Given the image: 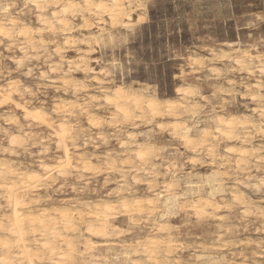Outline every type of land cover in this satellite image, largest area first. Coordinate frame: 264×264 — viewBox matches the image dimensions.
<instances>
[{"label":"rangeland","instance_id":"obj_1","mask_svg":"<svg viewBox=\"0 0 264 264\" xmlns=\"http://www.w3.org/2000/svg\"><path fill=\"white\" fill-rule=\"evenodd\" d=\"M33 1L34 0H26V1L25 0H0V20H1L0 24H2L8 32L10 31L11 33L13 31L11 33L12 35L10 34L6 37L5 35H2V36L0 35V55H1L0 56V73H1L0 74L1 76L0 77V89H2V91L6 93L9 91H12L13 97L16 101H20L23 104L25 102V105L29 107L32 106L31 108L33 109H39L40 107V110H42L45 113V116L49 118V120L53 123L54 125L52 127L53 129L57 128L56 124L59 123L60 121L66 123V125L70 124L67 127H70V129L68 128L70 134L72 131V134L70 135L71 136L70 140L71 142L73 141L72 145H73V149L75 150L73 154L74 164L76 166H78L79 164V166L81 167L82 163H79L78 161H79V158L83 157L84 160H86L89 164H93L92 166L90 165L92 169L90 168L89 172H91L95 176L93 175V177L90 178L89 177L90 173L84 174V172L82 173L81 170L80 171L78 170L80 169L79 166H78L79 168L76 169V171L74 170V168H71L72 170L69 169L68 172L69 171L70 172L66 173V174H69L68 180L65 181L62 179H58L55 181L56 183L54 182L51 185H48V187H44L43 189L38 190L42 196L40 195V193H38V191H35V193L34 191L29 192L27 194V196H30L29 199L32 200V196H34L36 201L37 202L39 201V202L38 203L36 202V204H33L35 203V201H33L35 199L31 201L26 196V201L27 200L29 202L31 201L30 203L31 205L29 204L28 206V207L31 206V208L27 209L26 211L29 212L30 210H32V207H33L32 212L34 214L39 213L40 211L45 210V209L49 212H55V210H58L59 208L62 209L63 207V209L70 208V210L83 209V213L86 214L89 211V208L85 207L86 204H88L89 207L93 209L98 204L102 205L104 202H110V203H113L114 205L118 203L116 210L120 212L121 207L119 206L120 205L119 201L123 199L129 202H132L138 199L141 202L143 200V203H145L146 201V203L144 204L146 208L145 210L146 213L144 211L145 214L139 213V215L140 214L141 215L138 216L137 212H136L137 214L133 212L131 214L130 213L121 214L122 212L118 213L117 214L118 217L113 218V225H114L113 227L116 229V231L110 232L108 236H104V237L97 236L96 237V236H91V234L89 235V233L87 234L84 228L86 220H88L86 216H85L86 219L83 223H81L82 221L81 222L79 221L81 225L83 224L82 226L79 225L78 220L76 221L77 223L76 227L78 228L76 230L77 233L76 231H74L75 234H73V231H69L71 232L70 234L68 231H67L68 233L65 232V230L62 229L60 226V230L61 231L64 230V233H66L65 234L66 236L70 235L69 238H71L72 241L74 238H76L75 239L76 241L74 240L73 242H74V247L76 245L75 253L77 251L78 254L77 253L73 254L74 251L72 252V254L71 253L67 254L66 255L67 264H71V263L76 264L75 261H77V264H80V263L85 264L86 262H87L86 264H91V263L93 264H116L117 262L118 264H122L123 262L124 264H129V263L134 264L133 262L134 259H135V263L138 261V263L140 264H142L143 262L144 264L145 263L149 264L152 262H153L152 264H157L159 262L160 264H166V263L176 264L178 262H179L178 264H186V263L187 264L188 263L189 264H194V263L195 264H216V263L217 264H227V263L228 264H243V263L244 264L246 263L247 264H256V263L264 264V251H263L264 250V226H263L264 225V212H263L264 211V187H263L264 186V182H263L264 181V144H263L264 143L263 142L264 141V113H262L263 108H264V89H263L264 88V65H263L264 64V59H263L264 58V0H124V1L119 0L120 3L122 4L123 11L116 18H113L108 12L107 13L104 12V14L96 13V11L92 9V7L88 6L86 4V1L84 0H78V1L77 0H66V1L57 0V3H54V2L52 3L51 0L49 2L43 1V0H39L38 2H35V1L33 2ZM90 1H93V0H90ZM103 2L107 3L108 5L110 3L107 0H103ZM64 3H66L67 5L70 4L72 6H70L67 15L63 17L64 20L66 21L62 20L63 23L65 24L68 23V24L64 25L63 23H61L60 25L57 21L54 20L53 13L54 12L59 13ZM36 5L37 6L40 5V6L37 8ZM20 8H22L23 10ZM81 14H82V17H81ZM68 16H70L69 19L66 18ZM2 18H4L5 20ZM41 18L44 20H46L47 18H48L47 20L50 19V21L52 22L51 23L52 25L47 26L43 22V20H41ZM85 19L87 20V22ZM116 19L118 22L116 21ZM119 19L121 20L123 19L122 22ZM101 20H103V22ZM113 20H114V24L112 23ZM15 21H17L16 23L18 24H16ZM11 22L12 23L14 22V24L16 25L11 24ZM53 24H55V26ZM33 25L36 27H34ZM13 28H15L16 30H14ZM68 28L71 30V33ZM86 28H89V29H86ZM10 29L11 30L13 29V30L11 31ZM22 29L23 31H28L31 37L25 38L24 36L19 35L22 32ZM52 29H53V32H52ZM66 31L67 33H65ZM58 33H60V35ZM86 36H88L87 38L89 39V41L86 38ZM66 41L68 42L66 43ZM87 44H90V46ZM71 46L73 48H71ZM67 47H70V49L69 48L67 49ZM56 49H61L65 52L61 50H56ZM90 49L93 50V51L91 50L92 53H90L91 52ZM50 54L51 56H49ZM84 54H85V57H83ZM26 57L27 58L30 57L28 59L29 61L25 60ZM18 59H21L23 61L21 62V60H18ZM81 59H84V60L81 61ZM15 60L17 61L15 62ZM86 60L87 62L89 61L88 65H87ZM76 61L78 62L76 63ZM20 62L23 64L22 66ZM62 63H63V70H62ZM90 63L91 65H89ZM28 67L31 69L30 71ZM87 68L89 69L88 71H87ZM77 69L78 70L80 69V71H78ZM69 70H71L70 72L71 74L69 73ZM26 71H29V72H26ZM65 73H66V76H65ZM16 77L18 78L16 79ZM8 79L12 80V82L9 81ZM13 81H15V83H13ZM78 81L79 83H77ZM83 82L84 84L85 83L87 84L83 85ZM82 86L86 87L87 90L84 87L82 88ZM26 87H28V89ZM120 87H123V89L127 91L128 94L130 95L131 93H133L134 96L141 97L144 103L148 101H153V100L158 101L159 100L158 101L159 103L165 104L166 99L167 100L173 99L172 101H176L180 103V105L178 106V109L176 108L177 115L173 116V115H168L164 113L163 114L164 116L155 115L156 117H154L151 113H149V111L148 112L146 111L143 114V112L141 113L140 110L136 109L133 105H131L130 106L131 115L127 118L121 117V115H118L116 113L114 106L112 107V105L107 104L105 102L106 95L113 93L114 89L120 88ZM22 89H24V91ZM76 89L80 92H77ZM13 90L15 92H13ZM26 90L28 92H25ZM30 90L32 92V95L29 93ZM85 93L86 94L88 93V94L85 95ZM22 94H23V97H22ZM233 95H234V98H233ZM251 96H254V97L256 96V97L252 99ZM100 98H103V99L99 100ZM1 99H2V96H0V101ZM78 99H80L79 100L80 102L78 101ZM68 100H70L69 103H68ZM78 103H80V106L81 105L83 106L80 107ZM0 104H1L0 105V124H1L0 125V141H1L0 146L2 145L0 147V150H3V152L2 151L0 152V166L1 165H7L11 167L13 166L14 168L13 167L12 168L13 169L16 168L17 171L18 170L19 171L20 170L35 171L36 169V171L40 170L41 172L42 165L44 164L54 165L59 159V157H61L63 154L56 146V138L54 136L53 129L48 127L47 125L44 126V124L41 125L40 123H35V122L30 123L31 120L30 119L27 120V118L25 119L22 111L16 108L13 102H6V103L0 102ZM85 104H88L90 107ZM91 105H94V107ZM91 107L92 109L93 108L94 109L92 110ZM65 109H71L73 111L68 113L69 114L68 116H64V112L62 111ZM12 110L14 113L12 112ZM189 110L193 113H191ZM142 114L144 117H142ZM190 114L192 116H190ZM215 114L217 115L215 116ZM258 114H261V115H258ZM131 116H133L134 118H132ZM220 116L222 118L230 117V118H235L237 120H240L239 118H241V121L245 123L246 129L239 128L236 132V134L238 133L235 136L236 138L234 137L233 140L231 139V140L224 141V138L220 136L218 133H216L215 124L217 123L216 120L218 118H221ZM90 117H95L94 119L100 123H97V126H93L89 122ZM188 117H191V119ZM207 117H209L210 119ZM10 118L11 119L13 118V120H10ZM65 118L67 121L63 120ZM140 118L141 119L143 118L144 120L143 119L141 120ZM214 118L216 119L215 121H214ZM178 120L182 122H179ZM149 121L150 122L152 121V122L150 123ZM169 121H171L172 123ZM101 122H103V124ZM157 122L160 125H158ZM187 122L188 124H186ZM193 122H194V125H192ZM179 124L181 125V128ZM21 125H23V127H21ZM2 126H5V127H2ZM40 126L42 127L40 128ZM162 126H164L165 128H163ZM173 127L176 128V130ZM185 128L191 129L189 130V132L191 133L188 132V134H190L189 135L190 140L194 141V142L191 141L192 143L189 145L186 144L184 140L182 141L180 136L177 135L179 134L181 130L182 131L180 133L182 134ZM160 129H163V130H160ZM98 131L101 133H99ZM175 131H176V134H175ZM206 131L210 132V134H207L209 135V138L206 136V141H204L203 144H201L203 141V135ZM15 133L18 134V136L20 135V139H21L19 142V144L21 143L20 146H18V143L16 145H10L9 143V138L12 136V134L15 135ZM137 134L139 135V137ZM239 137L240 138L243 137V138L240 139ZM207 138L209 140H207ZM214 139H215V143H214ZM127 140H128V143H127ZM26 143L29 145H27ZM125 143L128 144L129 146L126 145ZM146 143H150V144H146ZM85 144L87 147L85 146ZM102 144H104L105 146ZM203 145L205 146V148ZM146 146H147V149H146ZM185 146H187V148ZM195 146H197L196 147L197 149L195 148ZM48 147H50L51 149ZM212 147L216 149L214 150L215 151L214 153L216 155L212 153L213 151L210 150V148L212 149ZM228 147L232 148L233 150L235 149L236 151L228 152L229 150ZM258 147L260 148V150ZM239 148L245 149L248 155L246 154L245 155L246 157L245 156L240 157L238 154L240 150ZM132 149H133V152H132ZM141 149H143L144 151L146 150L145 152L150 154V155H146L147 157L144 159V162H146L145 163L146 165L144 164V162L140 161L141 159L139 160V158H137L136 156L137 155L136 153ZM41 150H42L41 152L42 154L40 153ZM23 151H26L25 153L27 154H25ZM257 151H260V152L257 153ZM75 152H78L79 155L81 154L80 157L78 156V154H75ZM128 153L130 154V156ZM84 154H85V157H84ZM93 154H95L96 156ZM98 154H101V155L104 154V155L100 156ZM109 154L112 156H110ZM29 156L31 159L29 158ZM251 157H253V159ZM38 158L41 161H39ZM214 158H215V161H214ZM115 160L116 162H114ZM226 160L230 162L226 163ZM108 161H109V164H108ZM136 161H138L139 164ZM231 162H232V165H231ZM113 163H115L118 166H116L115 164L112 165ZM240 163H242V165L244 163L248 165L241 166ZM25 164L27 165V167L25 166ZM136 164L137 166L135 167L134 165ZM173 165H175L176 167H174ZM251 165L252 166L255 165L254 166L255 168L252 167ZM97 166L98 168L96 169ZM113 167H116V168L114 169ZM117 167L119 169V172H118ZM153 167L157 169L155 170ZM107 168L109 169L111 168V169L109 170ZM148 168L150 169V171L148 170ZM244 168H247L248 170ZM116 169L117 171H115ZM123 169H126V171H124ZM216 169L219 170V171L217 170L218 173L216 172ZM113 170L115 171L114 173H113ZM225 170H227L228 173ZM101 171L103 172L100 173ZM165 171H168V172L165 173ZM213 173H215L214 175H216V178H218L219 181L221 180L220 183L223 185L220 191H218L213 197L214 201L215 202L217 201V204L218 205L221 204V205H219L220 207L218 209L213 210L212 208H209L208 211L210 212H207V213L204 212L203 214H201L202 216L201 217L199 214H196L193 210H191L190 207L194 201H198L197 199H199V196L201 197V196L207 195L208 186L206 183V179H208L209 177H212ZM143 174L145 175L143 176ZM154 175H155V179L153 177ZM232 175L234 176L232 177ZM132 176L133 177L136 176L135 178L137 180L135 181V178L133 179ZM137 176L141 179L137 178ZM105 177L108 179H106ZM127 177L128 179L129 178L130 179L128 180ZM148 177L151 179H149ZM257 177H261L262 179L257 178ZM257 180L258 182H255ZM151 181L153 182V184ZM124 182L126 184H124ZM176 182H177V185H174L176 184ZM88 184L90 185L88 186ZM120 184L121 186H123L124 190L120 186ZM154 184L155 186L153 187ZM149 185L151 186L149 187ZM200 185H203V189H201L199 193L191 194L189 189L195 186H200ZM168 186H170L171 190L169 189ZM174 186H176V188H174ZM234 186L237 189L234 188ZM250 186H252L253 188ZM164 187H166L167 189H165ZM136 189L138 190L136 191ZM232 189H234V191H237V192L236 193L233 192ZM173 191L175 192L173 193ZM242 191L245 192L243 193L244 196L242 195ZM231 192H233V195ZM171 193L177 194L178 197H180V199H178V203L175 200L174 196L166 197L167 195H170ZM0 194H1L0 206L1 205L5 206L6 202L3 199V193L0 192ZM37 194L39 195V198L42 197L43 199L40 198V200H37L38 198ZM90 194H91V197H90ZM112 194H115L114 195L115 197ZM140 194H142V196ZM47 196H50L49 197L50 199ZM134 196H136L135 199H134ZM155 196H156V199L154 198ZM239 196L240 198H238ZM55 197L57 199H55ZM128 197H132V198L127 199ZM148 197L150 200H153L154 202L158 200V202H156L157 203L156 208L157 206L158 208L157 209L155 208L156 210L154 209L152 212H150L152 209H149V206L147 205V202H148L147 200H149ZM72 198H75V199L72 200ZM143 198L145 199L147 198V200ZM245 198H246V201H244ZM185 199H188V200H185ZM81 201L83 203H81ZM184 201L186 202L187 205L185 204ZM230 202L231 204H233L232 206ZM257 204L258 205L260 204L259 208ZM163 205L169 208L171 211L173 212L176 211V212L172 214L170 217L161 218L160 215L163 212ZM36 206H37V209H36ZM180 207H183V209ZM84 208H86L87 210L86 209L84 210ZM212 210L215 216L212 214ZM3 213L4 212H1L0 210V220H1V214ZM5 213L7 214L6 211ZM208 213H211L212 215ZM132 214H134V217H132L133 216ZM218 217H221V218L219 219ZM140 218L142 219V221ZM132 221H135V222L138 221L137 222L138 224L136 223L135 225V222H132ZM151 223L153 225H151ZM216 223L218 225L220 224L219 227L217 226ZM166 224H167V227L165 226L163 231L161 232L158 231L157 229L158 226H163ZM185 225H187V227ZM227 227H229V229ZM118 228H120L121 230L120 229L118 230ZM135 228H138V229H135ZM78 229L81 233L78 231ZM123 229H124V233L126 231V234H122ZM4 232L5 231L3 232L0 231V238H6V236L7 237L9 236L6 232L5 233ZM84 233L85 235H83ZM2 234L3 235L7 234V235L2 237ZM78 234L80 235V237ZM219 234L222 236L220 237ZM168 236L169 238H167ZM29 237L32 238L31 232H29ZM149 237H151L150 239L152 240L155 238H157L158 240L160 239L158 248L156 247L154 251L156 252L158 257H156L155 253L151 254V253H148L142 250L143 248L141 247V244L146 242V240L149 241L150 240V239L148 240ZM163 238H164V241H162ZM176 238H178L179 240ZM143 239L145 240L143 241ZM89 242L99 243L98 245H95L94 247L96 251H93V248L88 250L87 246L90 244ZM170 242L174 243L172 244V247H171ZM178 242L182 244L184 243L185 245L182 246V244H179ZM103 243L104 245H102ZM115 244L118 246H116ZM217 245L220 247H218ZM56 246L59 248L58 251L64 250V248L61 247L59 243H57ZM33 247L35 248L33 249L36 250L37 249L36 247H39V245H35ZM119 247H120V250H119ZM135 247H137L136 251L131 252L130 255L128 256L129 258L125 257L124 251L127 248H135ZM79 248L81 249L79 250ZM82 248H83V251H82ZM96 248H98L99 250ZM121 248H123L124 250H121ZM38 250L40 251V249ZM107 250L110 251L112 254L108 252ZM137 250L139 252L144 251V254L143 252L142 253L140 252L141 254H139ZM89 251L91 252L88 253ZM165 251L166 252L169 251L171 255L169 252L167 254ZM99 252L101 253L99 254ZM103 252H105L106 254H103ZM116 252L119 255L115 254ZM82 253L85 254L87 259L84 257ZM101 254L103 257L101 256ZM150 254L154 256H151ZM238 254L239 256H237ZM72 255H74V257ZM78 255L80 256L78 257ZM149 255L150 257H154L153 261H152V258L150 257L148 258ZM203 256L204 258H202ZM139 257H142V258H139ZM70 258H72V260ZM73 258L75 259L77 258V259L73 260ZM105 258L106 259L108 258V259L104 261L103 259ZM168 258H169V261L171 262H168ZM130 259H131V262H130ZM147 259H149V262ZM39 264H49V263L46 260H43Z\"/></svg>","mask_w":264,"mask_h":264},{"label":"bare ground","instance_id":"obj_2","mask_svg":"<svg viewBox=\"0 0 264 264\" xmlns=\"http://www.w3.org/2000/svg\"><path fill=\"white\" fill-rule=\"evenodd\" d=\"M26 1V0H25ZM35 2H38L39 0H34ZM33 1V2H34ZM43 1H47V2H49L50 0H43ZM52 1V3L54 2V3H57V0H51ZM66 1V0H65ZM64 1V2H65ZM78 1V0H77ZM84 1H86V4L88 5V6H90V7H92V9H94L95 11H96V13H103L104 14V12H108L113 18H116L117 16H119V14H121L122 13V11H123V9H122V4L120 3V1L119 0H107V1H109L110 3H109V5L107 4V3H104L103 2V0H93V1H90V0H84ZM124 1V0H123ZM58 2H60V1H58ZM4 3V2H3ZM6 4V3H5ZM8 4H10V3H8ZM32 4V3H31ZM40 4V3H39ZM27 5H28V3H27ZM27 5H26V7H27ZM42 5V4H41ZM80 5V4H79ZM86 5V6H87ZM37 6V5H36ZM40 6V5H39ZM39 6H37V8L39 7ZM54 6H56V5H54ZM58 6V5H57ZM70 6H72V5H70V4H66V3H64V5L62 6V8L60 9V11H59V13L58 12H54L53 13V18H54V20L55 21H57L60 25H61V23H63L62 22V20H64V16H66L67 15V13H68V11H69V8H70ZM138 6H139V4H138ZM46 7H47V5H46ZM133 7V6H132ZM41 8V7H40ZM130 8V7H129ZM134 8V7H133ZM20 9H22V8H20ZM80 9V8H79ZM19 10V9H18ZM23 10V9H22ZM38 10H40V9H38ZM17 11V10H16ZM43 11H44V9H43ZM125 11V10H124ZM9 12V11H8ZM22 12V11H21ZM42 12V11H41ZM87 12V11H86ZM3 13V12H2ZM31 13V12H30ZM91 13H92V11H91ZM26 14V13H25ZM40 14V13H39ZM60 14V15H59ZM88 14V13H87ZM94 14H95V12H94ZM6 15V14H5ZM99 15V14H98ZM97 15V16H98ZM4 16V15H3ZM41 16V15H40ZM49 16V15H48ZM96 16V15H95ZM105 16V15H104ZM129 16H130V14H129ZM7 17V16H6ZM21 17V16H20ZM19 17V18H20ZM69 17L70 16H68V17H66V18H68L69 19ZM81 17H82V14H81ZM100 17V16H99ZM102 17H103V15H102ZM121 17V16H120ZM42 18H44V17H42ZM41 18V20H43V22L48 26V25H52L51 23V21H50V19L49 20H44V19H42ZM112 18V19H113ZM2 19H4V18H2ZM7 19V18H6ZM26 19V18H25ZM71 19H72V17H71ZM81 19V18H80ZM89 19H91V18H89ZM100 19V18H99ZM112 19H111V21H112ZM5 20V19H4ZM9 20V19H8ZM30 20V19H29ZM84 20V19H83ZM86 20V19H85ZM119 20H121V19H119ZM123 20V19H122ZM122 20H121V22H122ZM1 21V20H0ZM11 21V20H10ZM64 21H66V20H64ZM102 22H103V20H101ZM105 21V20H104ZM116 21H117V19H116ZM17 21H15V23H16ZM19 22H21V21H19ZM29 22V21H28ZM42 22V23H43ZM86 22H87V20H86ZM118 22V21H117ZM116 22V23H117ZM33 23V22H32ZM113 24H114V20H113V22H112ZM11 24H14V22L12 23L11 22ZM10 24V25H11ZM16 24H18V23H16ZM16 24H14V25H16ZM64 25H67V24H65V23H63ZM86 24V23H85ZM100 24V23H99ZM9 25V24H8ZM7 25V26H8ZM20 25H21V23H20ZM54 26H55V24H53ZM90 25V24H89ZM89 25H88V27H89ZM19 26V25H18ZM34 26V25H33ZM85 26V25H84ZM91 26V25H90ZM11 27V26H10ZM13 27V26H12ZM17 27V26H16ZM20 27V26H19ZM34 27H36V26H34ZM39 27V26H38ZM60 27V26H59ZM69 27V26H68ZM9 28V27H8ZM18 28V27H17ZM14 30H16L15 28H13ZM12 29V30H13ZM49 29V28H48ZM51 29V28H50ZM69 29V28H68ZM83 29V28H82ZM86 29H89V28H86ZM11 30V29H10ZM11 30V31H12ZM33 30V29H32ZM60 30V29H59ZM58 30V31H59ZM66 30V29H65ZM70 30V29H69ZM58 31H56V32H58ZM62 31V30H61ZM13 32V31H12ZM11 32V33H12ZM35 32V31H34ZM50 32V31H49ZM52 32H53V29H52ZM74 32V31H73ZM10 33V31L8 32L7 30H6V28L2 25V24H0V35L2 36V35H5V37L6 36H8V35H10L11 34ZM18 33H20V32H18ZM63 33V32H62ZM65 33H67V31L65 32ZM69 33V32H68ZM70 33H71V30H70ZM77 33V32H76ZM35 34V33H34ZM33 34V35H34ZM51 34V33H50ZM59 35H60V33H58ZM12 35V34H11ZM19 35H22V36H24L25 38H28V37H31L30 35H29V33H28V31H23V29H22V32L19 34ZM36 35V34H35ZM52 35V34H51ZM92 36V35H91ZM10 37V36H9ZM88 36H86V38H87ZM12 38V37H11ZM47 38V37H46ZM35 39V38H34ZM38 39H39V37H38ZM88 39V38H87ZM28 40V39H27ZM51 40H52V38H51ZM70 40V39H69ZM68 40V41H69ZM91 40H92V38H91ZM36 41V40H35ZM68 41H66V43L68 42ZM88 41H89V39H88ZM24 42V41H23ZM30 42H32V41H30ZM38 42V41H37ZM40 42V41H39ZM93 43V42H92ZM92 43H90V44H92ZM238 43V42H237ZM53 44V43H52ZM74 44V43H73ZM90 44H87V45H89L90 46ZM34 45V44H33ZM41 45H43V44H41ZM51 45V44H50ZM64 45H65V43H64ZM69 45V44H68ZM67 45V46H68ZM92 45H94V44H92ZM27 46V45H26ZM19 47V46H18ZM81 47V46H80ZM80 47H78V48H80ZM88 47V46H87ZM92 47V46H91ZM10 48V47H9ZM29 48V47H28ZM34 48V47H33ZM50 48V47H49ZM61 48V47H60ZM70 49V47H67V49ZM71 48H73L72 46H71ZM6 49V48H5ZM20 49V48H19ZM27 49V48H26ZM94 49V48H93ZM22 50V49H21ZM20 50V51H21ZM34 50V49H33ZM50 50V49H49ZM53 50H54V48H53ZM56 50H61V49H56ZM65 50V49H64ZM77 50V49H76ZM92 49H90V51H91ZM233 50V49H232ZM28 51V50H27ZM61 51H63V50H61ZM89 51V50H88ZM93 51V50H92ZM92 51L90 52V53H92ZM250 51V50H249ZM46 52V51H45ZM63 52H65V51H63ZM83 52V51H82ZM57 53V52H56ZM55 53V54H56ZM59 53V52H58ZM48 54V53H47ZM87 55V54H86ZM214 55V54H213ZM1 56V55H0ZM30 56V55H29ZM49 56H51V54L49 55ZM252 56H253V54H252ZM256 56V55H255ZM32 57V56H31ZM34 57V56H33ZM64 57V56H63ZM81 57V56H80ZM83 57H85V54H84V56ZM22 58V57H21ZM27 58V57H26ZM25 58V60H27V61H29L28 59L30 58H27L26 59ZM79 58V57H78ZM47 59V58H46ZM76 59V58H75ZM89 59V58H88ZM264 59V58H263ZM18 60H21V59H18ZM37 60V59H36ZM62 60V59H61ZM68 60V59H67ZM82 60H84V59H81V61ZM17 60H15V62H16ZM23 60H21V62H22ZM31 61V60H30ZM49 61V60H48ZM51 61V60H50ZM69 61V60H68ZM91 61V60H90ZM20 62V64H21V66L23 65L22 63ZM54 62V61H53ZM78 61H76V63H77ZM80 62V61H79ZM86 62H87V60H86ZM89 62V61H88ZM88 62H87V65H88ZM18 63H19V61H18ZM48 63V62H47ZM197 63V62H196ZM19 64V65H20ZM75 64V63H74ZM86 64V63H85ZM262 64V63H261ZM18 65V66H19ZM45 65H47V64H45ZM59 65V64H58ZM64 65H66V64H64ZM89 65H91V63L89 64ZM264 65V64H263ZM20 66V67H21ZM36 66V65H35ZM49 66V65H48ZM260 66V65H259ZM70 67V66H69ZM82 67H83V65H82ZM29 68V67H28ZM60 68V67H59ZM76 68V67H75ZM89 68V67H88ZM87 68V71L89 70ZM242 68H243V66H242ZM69 69V68H68ZM81 69V68H80ZM80 69L78 70V71H80ZM93 69V68H92ZM31 69L29 68V71H30ZM62 70H63V63H62ZM29 71H26V72H29ZM77 71V72H78ZM86 71V70H85ZM39 72V71H38ZM71 72V70H69V73ZM76 72V71H75ZM91 72H93V71H91ZM48 73V72H47ZM58 73V72H57ZM74 73V72H73ZM86 73H88V72H86ZM1 74V73H0ZM44 74H45V72H44ZM68 74V73H67ZM71 74V73H70ZM80 74H81V72H80ZM29 75V74H28ZM31 75V74H30ZM48 75V74H47ZM83 75V74H82ZM46 76V75H45ZM51 76V75H50ZM58 76V75H57ZM64 76V75H63ZM65 76H66V73H65ZM1 77V76H0ZM6 77V76H5ZM53 77V76H52ZM85 77V76H84ZM13 78V77H12ZM11 78V79H12ZM18 77H16V79H17ZM62 78V77H61ZM6 79V78H5ZM10 79V78H9ZM8 79V80H9ZM42 79V78H41ZM44 79V78H43ZM83 79V78H82ZM82 79H80V80H82ZM91 79V78H90ZM254 79V78H253ZM7 80V81H8ZM19 80H20V78H19ZM45 80V79H44ZM78 80V79H77ZM79 80V81H80ZM86 80V79H85ZM229 80V79H228ZM4 81V80H3ZM9 81H11L12 82V80H9ZM51 81V80H50ZM76 81V80H75ZM79 81L77 82V83H79ZM251 81V80H250ZM57 82V81H56ZM63 82V81H62ZM100 82H101V80H100ZM13 83H15V81H13ZM13 83H11V84H13ZM68 83H69V81H68ZM233 83V82H232ZM256 83V82H255ZM255 83H253V84H255ZM85 84H87V83H85ZM84 84V82H83V85H85ZM89 84V83H88ZM257 84V83H256ZM262 84V83H261ZM57 85V84H56ZM67 85H69V84H67ZM81 85V84H80ZM79 85V86H80ZM14 86V85H13ZM55 86V85H54ZM60 86V85H59ZM58 86V87H59ZM66 86V85H65ZM101 86V85H100ZM112 86V85H111ZM119 86V85H118ZM194 86V85H193ZM253 86V85H252ZM64 87V86H63ZM84 86H82V88H83ZM87 87H89V86H87ZM27 89H28V87H26ZM77 88V87H76ZM86 90H87V88L86 87H84ZM185 88V87H184ZM202 88V87H201ZM14 89H15V87H14ZM59 89V88H58ZM61 89H62V87H61ZM78 89V88H77ZM76 89V90H77ZM85 89H84V91H85ZM131 89H133V88H131ZM264 89V88H263ZM23 91H24V89H22ZM32 90V89H31ZM31 90H30V94L32 95V92H31ZM60 90V89H59ZM67 90V89H66ZM106 90V89H105ZM112 90V89H111ZM142 90V89H141ZM182 90V89H181ZM200 90V89H199ZM74 91V90H73ZM82 91V90H81ZM90 91V90H89ZM103 91V90H102ZM134 91V90H133ZM140 91V90H139ZM143 91V90H142ZM216 91V90H215ZM13 92H15L14 90H13ZM25 92H28L27 90L25 91ZM69 92V91H68ZM75 92V91H74ZM77 92H80V91H78L77 90ZM148 92V91H147ZM181 92V91H180ZM197 92H198V90H197ZM110 93V92H109ZM183 93V92H182ZM185 93V92H184ZM188 93V92H187ZM18 94H19V92H18ZM26 94V93H25ZM24 94V95H25ZM65 94V93H64ZM73 94V93H72ZM71 94V95H72ZM81 94V93H80ZM88 94V93H87ZM86 93H85V95H87ZM106 94V93H105ZM135 94V93H134ZM143 94V93H142ZM193 94V93H192ZM255 94V93H254ZM83 95V94H82ZM138 95V94H137ZM141 95V94H140ZM144 95V94H143ZM142 95V96H143ZM185 95V94H184ZM256 95V94H255ZM0 96H2V99H1V103H6V102H13V104L15 105V107L16 108H18V109H20L21 111H22V113H23V115H24V117H25V119L27 118V120L28 119H30L31 120V122L30 123H32V122H35V123H40L41 125L42 124H44V126L45 125H47L48 127H50V128H52L54 125H53V123L49 120V118H47L46 116H45V113L42 111V110H40V107H39V109H33V108H31V107H29V106H27V105H25V102H24V104L23 103H21L20 101H16L15 99H14V97H13V93H12V91H9V92H3L2 91V89H0ZM75 96V95H74ZM101 96V95H100ZM103 96V95H102ZM152 96V95H151ZM177 96V95H176ZM183 96V95H182ZM22 97H23V94H22ZM25 97V96H24ZM76 97V96H75ZM74 97V98H75ZM148 97V96H147ZM186 97V96H185ZM184 97V98H185ZM195 97V96H194ZM256 97V96H255ZM254 96H251V98L252 99H254L255 98ZM66 98V97H65ZM105 98V97H104ZM150 98V97H149ZM158 98V97H157ZM181 98H183V97H181ZM196 98V97H195ZM233 98H234V95H233ZM54 99V98H53ZM52 99V100H53ZM59 99H61V98H59ZM71 99V98H70ZM101 99H103V98H100L99 100H101ZM155 99V98H154ZM162 99V98H161ZM179 99V98H178ZM25 100H27V99H25ZM28 100H30V99H28ZM39 100V99H38ZM51 100V99H50ZM63 100V99H62ZM76 100V99H75ZM80 99H78V101H79ZM173 100V99H172ZM171 99L169 100H167L166 99V101H165V104L163 103H159L158 101H156V100H153V101H148V102H146V103H144V101H143V99L141 98V97H139V96H134L133 95V93H131V95L130 94H128V92L127 91H125L124 89H123V87H120V88H116V89H114V91H113V93H111V94H108V95H106V98H105V102L107 103V104H110V105H112V107L114 106V108H115V110H116V113L118 114V115H121V117H129L130 115H131V108H130V106L131 105H133L136 109H138V110H140L141 111V113L143 112V114L147 111H149V113H151L154 117H156L155 115H163L164 113H166V114H168V115H173V116H175V115H177V113H176V111H177V109H178V106L180 105V103L179 102H176V101H172ZM65 101H67V100H65ZM64 101V102H65ZM69 101L70 100H68V103H69ZM89 101V100H88ZM184 101V100H183ZM27 102V101H26ZM48 102V101H47ZM60 102H62V101H60ZM80 102V101H79ZM87 102V101H86ZM95 102V101H94ZM160 102H162V101H160ZM190 102V101H189ZM234 102V101H233ZM66 103V102H65ZM72 103V102H71ZM70 103V104H71ZM59 104H61V103H59ZM79 104V106H80V103H78ZM89 104V103H88ZM88 104H85V105H87V106H89ZM104 104V103H103ZM182 104V103H181ZM193 104H194V102H193ZM196 104V103H195ZM236 104V103H235ZM1 105V104H0ZM3 105V104H2ZM30 105V104H29ZM34 105V104H33ZM44 105V104H43ZM49 105V104H48ZM96 105V104H95ZM185 105V104H184ZM54 106V105H53ZM56 106H57V104H56ZM62 106V105H61ZM60 106V107H61ZM83 105H81L80 107H82ZM91 106H93L94 107V105H91ZM192 106V105H191ZM195 106V105H194ZM71 107V106H70ZM73 107V106H72ZM77 107H78V105H77ZM90 107V106H89ZM88 107V108H89ZM103 107H104V105H103ZM106 107V106H105ZM181 107V106H180ZM259 107V106H258ZM35 108V107H34ZM163 108H165V109H163ZM177 108V109H176ZM194 108V107H193ZM43 109V108H42ZM45 109V108H44ZM60 109V108H59ZM91 109H92V107H91ZM94 109V108H93ZM92 109V110H93ZM113 109V108H112ZM133 109V108H132ZM9 110V109H8ZM48 110V109H47ZM75 110V109H74ZM80 110V109H79ZM86 110V109H85ZM185 110V109H184ZM186 110H188V109H186ZM191 110V109H190ZM189 110V111H190ZM195 110V109H194ZM7 111V110H6ZM5 111V112H6ZM50 111H51V109H50ZM54 111V110H53ZM61 111V110H60ZM73 110H71V109H65V110H63L62 112H64V116H68L69 114L68 113H70V112H72ZM87 111V110H86ZM108 111V110H107ZM192 111V110H191ZM190 111V112H191ZM212 111V110H211ZM257 111V110H256ZM262 111V110H261ZM4 112V111H3ZM8 112V111H7ZM12 112H13V110H12ZM134 112H136V111H134ZM187 112V111H186ZM259 112V111H258ZM14 113V112H13ZM53 113V112H52ZM74 113V112H73ZM82 113V112H81ZM188 113V112H187ZM191 113H193V112H191ZM262 113H264V108H263V111H262ZM2 114V113H1ZM91 114H93V113H91ZM143 114H142V117H144L143 116ZM148 114V113H147ZM184 114V113H183ZM189 114V113H188ZM194 114H195V112H194ZM220 114V113H219ZM241 114V113H240ZM247 114V113H246ZM78 115V114H77ZM138 115H140V114H138ZM213 115H214V113H213ZM217 114H215V116H216ZM221 115V114H220ZM224 115V114H223ZM222 115V116H223ZM258 115H261V114H258ZM14 116H15V114H14ZM93 116V115H92ZM135 116V115H134ZM146 116V115H145ZM164 116V115H163ZM190 116H192L191 114H190ZM197 116V115H196ZM208 116V115H207ZM7 117V116H6ZM16 117H17V115H16ZM23 117V118H24ZM71 117V116H70ZM132 118H134L133 116H131ZM148 117V116H147ZM170 117H172V116H170ZM177 117H179V116H177ZM187 117V116H186ZM185 117V118H186ZM213 117V116H212ZM221 117V116H220ZM226 117V116H225ZM233 117V116H232ZM245 117V116H244ZM4 118V117H3ZM14 118V117H13ZM13 118L11 119L10 118V120H13ZM52 118V117H51ZM95 117H90L89 118V122H90V124H92L93 126H97V123H100V122H97V120H95L94 119ZM102 118V117H101ZM153 118V117H152ZM163 118V117H162ZM188 118H190L191 119V117H188ZM207 118H209V117H207ZM207 118H206V120H207ZM260 118V117H259ZM70 119V118H69ZM137 119V118H136ZM141 119V118H140ZM143 119V118H142ZM141 119V120H142ZM147 119V118H146ZM175 119H176V117H175ZM179 119V118H178ZM187 119V118H186ZM194 119V118H193ZM205 119V118H204ZM210 119V118H209ZM240 120H237V119H235V118H218L217 120L214 118V121L216 120L217 121V123L215 124L216 125V133H218L220 136H222L223 138H224V141L225 140H233V138L238 134H236V132H237V130L239 129V128H245L246 129V126H245V123L243 122V121H241V118H239ZM247 119H248V117H247ZM19 120V119H18ZM63 120H66V118L65 119H63ZM62 120V121H63ZM79 120V119H78ZM77 120V121H78ZM109 120V119H108ZM127 120V119H126ZM132 120V119H131ZM144 120V119H143ZM155 120V119H154ZM59 121H60V119H59ZM58 121V122H59ZM67 121V120H66ZM101 121H103V120H101ZM105 121V120H104ZM172 121V120H171ZM171 121H169V122H171ZM179 121V120H178ZM184 121V120H183ZM189 121V120H188ZM192 121V120H191ZM13 122V121H12ZM55 122V121H54ZM127 122V121H126ZM150 122V121H149ZM152 122V121H151ZM150 122V123H151ZM179 122H182V121H179ZM208 122H209V120H208ZM15 123V122H14ZM29 123V124H30ZM79 123V122H78ZM102 124H103V122H101ZM112 123V122H111ZM121 123V122H120ZM123 123V122H122ZM149 123V124H150ZM172 123V122H171ZM190 123H192V122H190ZM207 123V122H206ZM212 123V122H211ZM28 124V123H27ZM127 124V123H126ZM147 124V123H146ZM157 124L158 125H160L158 122H157ZM163 124V123H162ZM167 124V123H166ZM178 124V123H177ZM186 124H188V122L186 123ZM1 125V124H0ZM17 125V124H16ZM19 125V124H18ZM57 125V128H55V129H53V132H54V136H55V138H56V146H57V148L61 151V153L63 154L61 157H59V159L57 160V162L54 164V165H48V164H44V165H42V169H41V172H40V170H37L36 171V169H35V171H27V170H16V168L15 169H13L11 166H7V165H1L0 166V192H2L3 193V199H4V201L6 202V205L5 206H3V205H1L0 206V210H1V212H4L5 213V211L7 212V214L5 213H3V214H1V220H0V231H5L9 236L7 237L6 235L7 234H5V235H3L2 234V237L3 236H6V238H0V264H15V262H16V264H39V263H41L43 260H46L49 264H64L65 262H66V260H67V254H72V252H73V254H76L77 253V251H76V253H75V247H76V245H75V247H74V240L76 239V238H74L73 239V241H72V239L71 238H69V236L70 235H65L66 233H64V230H65V232H69V231H73V234H75L74 233V231H76L77 230V228L78 227H76L77 225V223H76V221L78 220V222L80 221H82L81 223H83L84 221H85V219H86V217L88 218V220H86V223H85V230H86V232H87V234L89 233V235L91 234V236H98V237H100V236H108L109 234H110V232H112V231H116V229L113 227L114 225H113V218H116V217H118V213H120V212H122L121 214H131L132 212L133 213H138V216H140L139 215V213H144V211L146 210V208H145V206H144V204L146 203V201L145 200H147V198L145 199V198H143V199H145L144 201H145V203H143V200H142V202L138 199V200H134V201H132V202H129V201H127V200H125V199H123V200H121V201H119L120 202V207H121V210H120V212L119 211H117L116 209H117V204H113V203H110V202H104L102 205H100V204H98V205H96L93 209L92 208H90L89 207V205L88 204H86V206L85 207H87V208H89V211L86 213V214H84L83 213V209H76V210H70V208H68V209H63V207H62V209L61 208H57L58 210H55V212H49V211H47L46 209L45 210H42V211H40L39 213H36V214H34L33 212H32V210H33V207H32V210H30L29 212H27L26 210L27 209H29V208H31V206L30 207H28L29 206V204L31 203V201L33 200V199H35V197L34 196H32V200L31 199H29V197L30 196H27V194L29 193V192H32V191H34V193H35V191H38V190H41V189H43L44 187H48V185H51L52 183H54L56 180H58V179H62V180H68V175L69 174H66L67 172H68V170L69 169H71V168H74V170L76 171V169H78L80 166H79V164H78V166H76L75 164H74V156H73V154H74V149H73V141L71 142V140H70V135L72 134V131H71V134L69 133V129H70V127H67V126H69L70 124H67L66 125V123H64V122H59V123H57L56 124ZM99 125V124H98ZM109 125V124H108ZM112 125V124H111ZM115 125V124H114ZM121 125V124H120ZM140 125V124H139ZM139 125H137V126H139ZM174 125V124H173ZM180 125V124H179ZM192 125H194V122H193V124ZM247 125V124H246ZM262 125H263V123H262ZM30 126V125H29ZM37 126H38V124H37ZM101 126V125H100ZM103 126V125H102ZM117 126V125H116ZM124 126V125H123ZM155 126V125H154ZM167 126V125H166ZM183 126V125H182ZM248 126V125H247ZM2 127H5V126H2ZM21 127H23V125H21ZM20 127V128H21ZM26 127V126H25ZM42 126H40V128H41ZM111 127V126H110ZM163 128H165L164 126H162ZM171 127V126H170ZM189 127V126H188ZM255 127V126H254ZM46 128V127H45ZM69 128V129H68ZM93 128V127H92ZM152 128V127H151ZM168 128V127H167ZM174 128V127H173ZM173 128H172V130H173ZM180 128H181V125H180ZM190 128H192V127H190ZM34 129V128H33ZM39 129V128H38ZM72 129V128H71ZM76 129V128H75ZM109 129V128H108ZM114 129H115V127H114ZM175 130H176V128H174ZM179 129V128H178ZM177 129V130H178ZM194 129V128H193ZM192 129V130H193ZM260 129V128H259ZM258 129V130H259ZM6 130V129H5ZM14 130V129H13ZM20 130V129H19ZM25 130V129H24ZM73 130V129H72ZM150 130V129H149ZM160 130H163V129H160ZM165 130V129H164ZM180 130V129H179ZM189 130H191V129H189V128H185L184 130H183V132H182V134L179 132V134H177V135H179L180 136V138L182 139V141L184 140L185 142H186V144H191L192 142L191 141H193V140H190V134H188V132H189ZM16 131V130H15ZM77 131V130H76ZM170 131V130H169ZM9 132V131H8ZM11 132V131H10ZM21 132V131H20ZM26 132V131H25ZM42 132V131H41ZM99 132V131H98ZM149 132V131H148ZM174 132V131H173ZM194 132V131H193ZM202 132V131H201ZM204 132V131H203ZM209 132V131H208ZM207 131L204 133V135H203V141H202V143L201 144H203V142L204 141H206V136L209 138V135H207V134H210V132L208 133ZM255 132V131H254ZM261 132V131H260ZM4 133H5V131H4ZM12 133V132H11ZM18 133V132H17ZM27 133H28V131H27ZM27 133H25V134H27ZM43 133V132H42ZM99 133H101V132H99ZM105 133V132H104ZM189 133H191V132H189ZM263 133V132H262ZM261 133V134H262ZM135 134V133H134ZM146 134V133H145ZM153 134V133H152ZM175 134H176V131H175ZM181 134V135H180ZM249 134V133H248ZM250 134H252V133H250ZM5 135V134H4ZM76 135V134H75ZM138 135V134H137ZM147 135V134H146ZM171 135V134H170ZM200 135V134H199ZM214 135V134H213ZM217 135V134H216ZM2 136V135H1ZM27 136V135H26ZM100 136V135H99ZM141 136V135H140ZM153 136V135H152ZM194 136V135H193ZM196 136V135H195ZM212 136V135H211ZM240 136V135H239ZM5 137V136H4ZM28 137H30V136H28ZM72 137H73V135H72ZM80 137V136H79ZM78 137V138H79ZM102 137V136H101ZM138 137H139V135H138ZM148 137V136H147ZM170 137H172V136H170ZM197 137H199V136H197ZM245 137V136H244ZM249 137V136H248ZM26 138V137H25ZM25 138H23V139H25ZM99 138V137H98ZM149 138V137H148ZM151 138V137H150ZM174 138V137H173ZM207 138V140H209ZM236 138V137H235ZM240 138V137H239ZM243 138V137H242ZM242 138H240V139H242ZM30 139V138H29ZM73 139V138H72ZM75 139V138H74ZM76 139H77V137H76ZM88 139V138H87ZM102 139V138H101ZM110 139V138H109ZM201 139H202V137H201ZM7 140V139H6ZM20 135L18 136V134H16L15 133V135H13L12 134V136L9 138V143H10V145H16L17 143H18V146H20V144H19V142H20ZM85 140H86V138H85ZM103 140V139H102ZM106 140V139H105ZM179 140V139H178ZM239 140V139H238ZM247 140V139H246ZM23 141V140H22ZM27 141H28V139H27ZM94 141V140H93ZM107 141V140H106ZM147 141V140H146ZM1 142V141H0ZM24 142V141H23ZM80 142V141H79ZM95 142V141H94ZM97 142V141H96ZM124 142H125V140H124ZM124 142H122V143H124ZM139 142V141H138ZM145 142V141H144ZM156 142H157V140H156ZM194 142V141H193ZM217 142V141H216ZM248 142V141H247ZM253 142H254V140H253ZM264 142V141H263ZM262 142V143H263ZM28 143V142H27ZM26 143V144H27ZM33 143H35V142H33ZM32 143V144H33ZM36 143H38V142H36ZM40 143V142H39ZM86 143V142H85ZM102 143H104V142H102ZM108 143V142H107ZM127 143H128V140H127ZM197 143H198V141H197ZM208 143V142H207ZM214 143H215V139H214ZM213 143V144H214ZM8 144V143H7ZM52 144V143H51ZM109 144V143H108ZM126 144V143H125ZM130 144V143H129ZM139 144H141V143H139ZM146 144H150V143H146ZM145 144V145H146ZM184 144V143H183ZM185 144V145H186ZM220 144V143H219ZM264 144V143H263ZM27 145H29V144H27ZM82 145V144H81ZM102 145H104V144H102ZM107 145V144H106ZM126 145H128V144H126ZM153 145V144H152ZM198 145V144H197ZM205 145H206V143H205ZM2 146V145H1ZM0 146V147H1ZM23 146V145H22ZM39 146V145H38ZM47 146V145H46ZM49 146V145H48ZM85 146H86V144H85ZM84 146V147H85ZM98 146V145H97ZM105 146V145H104ZM129 146V145H128ZM131 146V145H130ZM150 146V145H149ZM149 146H148V148H149ZM192 146V145H191ZM204 146V145H203ZM212 146V145H211ZM210 146V147H211ZM215 146V145H214ZM231 146V145H230ZM252 146V145H251ZM4 147V146H3ZM30 147V146H29ZM28 147V148H29ZM51 147V146H50ZM50 147H48V148H50ZM83 147V146H82ZM87 147V146H86ZM145 147V146H144ZM144 147H142V148H144ZM186 148H187V146H185ZM197 146H195V148H196ZM209 147V146H208ZM246 147V146H245ZM19 148V147H18ZM27 148V147H26ZM52 148V147H51ZM50 148V149H51ZM79 148V147H78ZM97 148V147H96ZM100 148V147H99ZM151 148H153V147H151ZM190 148V147H189ZM204 148H205V146H204ZM229 148V147H228ZM259 148V147H258ZM98 149V148H97ZM146 149H147V146H146ZM197 149V148H196ZM195 149V150H196ZM200 149V148H199ZM198 149V150H199ZM213 149V150H212ZM212 149L210 148V150L211 151H213L212 153H214L215 151L214 150H216V149H214L213 147H212ZM240 149V148H239ZM247 149V148H246ZM249 149V148H248ZM27 150V149H26ZM77 150V149H76ZM95 150V149H94ZM123 150V149H122ZM136 150V149H135ZM209 150V151H210ZM228 150V149H227ZM253 150V149H252ZM259 150H260V148H259ZM3 152V150H0V152ZM16 151V150H15ZM32 151V150H31ZM85 151V150H84ZM83 151V152H84ZM101 151V150H100ZM109 151V150H108ZM146 151V150H145ZM143 149H141V150H139L135 155L137 156V158H139V160L140 161H142V162H144V159L147 157L146 155H150V154H148V153H146ZM147 151H149V150H147ZM152 151V150H151ZM210 151V152H211ZM234 151H236L235 149L233 150L232 148H229V150H228V152H234ZM24 153L26 152V151H23ZM22 152V153H23ZM30 152V151H29ZM42 152V150L40 151V153ZM51 152V151H50ZM87 152V151H86ZM110 152V151H109ZM112 152V151H111ZM132 152H133V149H132ZM193 152V151H192ZM202 152V151H201ZM249 152V151H248ZM258 152H260V151H257V153ZM262 152V151H261ZM14 153V152H13ZM12 153V154H13ZM17 153V152H16ZM21 153V152H20ZM19 153V154H20ZM150 153V152H149ZM176 153V152H175ZM252 153H253V151H252ZM256 153V154H257ZM11 154V155H12ZM25 154H27V153H25ZM42 154V153H41ZM75 154H78V152H75ZM89 154V153H88ZM87 154V155H88ZM106 154V153H105ZM111 154V153H110ZM109 154V155H110ZM129 154V153H128ZM134 154V153H133ZM197 154H198V152H197ZM215 154V153H214ZM227 154V153H226ZM238 154H239V156L240 157H244L246 154H247V151L245 150V149H240L239 150V152H238ZM251 154V153H250ZM262 154V153H261ZM18 155V154H17ZM57 155H58V153H57ZM81 155V154H80ZM80 155L78 154V156L80 157ZM83 155V154H82ZM93 155H95V154H93ZM98 155H100V156H103L104 154H98ZM97 155V156H98ZM120 155V154H119ZM125 155V154H124ZM152 155V154H151ZM216 155V154H215ZM248 155V154H247ZM254 155V154H253ZM3 156H5V155H3ZM6 156H8V155H6ZM41 156V155H40ZM96 156V155H95ZM110 156H112V155H110ZM126 156H128V155H126ZM129 156H130V154H129ZM136 156H135V158H136ZM232 156V155H231ZM2 157V156H1ZM10 157H12V156H10ZM9 157V158H10ZM19 157H20V155H19ZM32 157V156H31ZM84 157H85V154H84ZM94 157V156H93ZM93 157H92V159H93ZM214 157V156H213ZM246 157V156H245ZM3 158V157H2ZM1 158V159H2ZM5 158V157H4ZM7 158V157H6ZM8 158V159H9ZM18 158V157H17ZM29 158H30V156H29ZM35 158V157H34ZM37 158V157H36ZM48 158V157H47ZM78 158V157H77ZM104 158V157H103ZM106 158H107V156H106ZM112 158V157H111ZM125 158V157H124ZM134 158V159H135ZM150 158V157H149ZM193 158V157H192ZM250 158V157H249ZM252 159H253V157H251ZM11 159V158H10ZM16 159V158H15ZM31 159V158H30ZM39 159V158H38ZM37 159V160H38ZM88 159V158H87ZM91 159V160H92ZM98 159V158H97ZM114 159V158H113ZM116 159V158H115ZM151 159V158H150ZM164 159V158H163ZM167 159V158H166ZM239 159V158H238ZM252 159H250V160H252ZM256 159V158H255ZM258 159V158H257ZM43 160H44V158H43ZM77 160V159H76ZM101 160V159H100ZM107 160V159H106ZM109 160V159H108ZM118 160V159H117ZM128 160V159H127ZM127 160H126V162H127ZM138 160V161H139ZM148 160V159H147ZM153 160V159H152ZM223 160V159H222ZM229 160V159H228ZM240 160V159H239ZM18 161V160H17ZM39 161H41L40 159H39ZM98 161V160H97ZM135 161V160H134ZM138 161H136V162H138ZM174 161V160H173ZM214 161H215V158H214ZM244 161V160H243ZM262 161V160H261ZM11 162H12V160H11ZM23 162V161H22ZM21 162V163H22ZM38 162V161H37ZM79 163H82V165H81V167H80V169H78L79 171L81 170V172L83 173L84 172V174L85 173H90L89 174V177L91 178V177H93V175L94 174H92L91 172H89V169L91 168L90 167V165L92 166L93 164H89L86 160H84V158L83 157H81V158H79V161H78ZM96 162V161H95ZM114 162H116V160L114 161ZM148 162V161H147ZM172 162V161H171ZM229 163L230 161H227L226 160V163ZM249 162V161H248ZM26 163V162H25ZM41 163V162H40ZM92 163V162H91ZM105 163H106V161H105ZM112 163V162H111ZM124 163V162H123ZM146 162H144V164H145ZM173 163V162H172ZM225 163V164H226ZM243 163V162H242ZM242 163H240L241 164V166H243V165H248V164H243L242 165ZM247 163V162H246ZM250 163V162H249ZM257 163V162H256ZM3 164V163H2ZM14 164V163H13ZM29 164V163H28ZM38 164V163H37ZM51 164V163H50ZM95 164V163H94ZM97 164V163H96ZM108 164H109V161H108ZM107 164V165H108ZM115 163H113L112 165H114ZM128 164V163H127ZM138 164H139V162H138ZM141 164V163H140ZM157 164V163H156ZM181 164V163H180ZM202 164V163H201ZM223 164V163H222ZM251 164V163H250ZM41 165V164H40ZM116 165V164H115ZM132 165V164H131ZM143 165V164H142ZM146 165V164H145ZM144 165V166H145ZM154 165V164H153ZM161 165V164H160ZM169 165V164H168ZM177 165V164H176ZM217 165V164H216ZM231 165H232V162H231ZM257 165V164H256ZM261 165V164H260ZM19 166V165H18ZM25 166L27 167V165L25 164ZM110 166V165H109ZM108 166V167H109ZM116 166H118V165H116ZM135 167L137 166V164L136 165H134ZM133 166V167H134ZM143 166V167H144ZM149 166V165H148ZM174 167H176L175 165H173ZM182 166H183V164H182ZM218 166V165H217ZM222 166V165H221ZM240 166V165H239ZM244 166V167H245ZM252 166V165H251ZM255 165H253L252 167H254ZM262 166V165H261ZM20 167V166H19ZM103 167V166H102ZM101 167V168H102ZM132 167V166H131ZM142 167V166H141ZM155 167H156V165H155ZM168 167V166H167ZM214 167V166H213ZM223 167V166H222ZM248 167V166H247ZM18 168V167H17ZM95 168V167H94ZM98 168V166L96 167V169ZM106 168V167H105ZM114 169L116 168V167H113ZM122 168V167H121ZM147 168V167H146ZM152 168V167H151ZM154 168V167H153ZM169 168V167H168ZM232 168V167H231ZM255 168V167H254ZM32 169V168H31ZM92 169V168H91ZM107 169H109V168H107ZM111 169V168H110ZM109 169V170H110ZM117 169H118V167H117ZM117 169L115 170V171H117ZM129 169V168H128ZM155 169V168H154ZM157 169V168H156ZM155 169V170H156ZM220 169V168H219ZM236 169V168H235ZM244 169H247V168H244ZM243 169V170H244ZM252 169V168H251ZM251 169H249V170H251ZM257 169V168H256ZM72 170V169H71ZM102 170H104V169H102ZM121 170V169H120ZM124 171H126V169H123ZM130 170H131V168H130ZM134 170V169H133ZM145 170V169H144ZM148 170L150 171V169L148 168ZM168 170H170V169H168ZM217 170L218 169H216V172H217ZM248 170V169H247ZM97 171V170H96ZM114 170H113V173L115 172ZM153 171V170H152ZM219 171V170H218ZM226 172H227V170H225ZM239 171V170H238ZM246 171V170H245ZM255 171V170H254ZM261 171V170H260ZM70 172V171H69ZM68 172V173H69ZM99 172V171H98ZM103 171H101L100 173H102ZM118 172H119V169H118ZM139 172H141V171H139ZM166 172H168V171H165V173ZM178 172V171H177ZM176 172V173H177ZM230 172V171H229ZM250 172H252V171H250ZM80 173V172H79ZM78 173V174H79ZM94 173V172H93ZM99 173V174H100ZM110 173H112V172H110ZM123 173H125V172H123ZM138 173V172H137ZM152 173V172H151ZM154 173V172H153ZM161 173H162V171H161ZM165 173H163V174H165ZM192 173V172H191ZM218 173V172H217ZM228 173V172H227ZM104 174V173H103ZM215 173H213L212 174V177H209L208 179H206V183H207V195H205V196H199V199H197L198 201H194L193 202V204L191 205V207H190V209L191 210H193L196 214H199L200 216H201V214H203L204 212H210V211H208L209 210V208H212L213 210L214 209H218L220 206L219 205H221V204H217V201L215 202L214 201V196H215V194L218 192V191H220V189L223 187V185L220 183V181H219V179L218 178H216V175H214ZM251 174V173H250ZM249 174V175H250ZM263 174V173H262ZM101 175V174H100ZM100 175H98V176H100ZM125 175V174H124ZM131 175V174H130ZM129 175V176H130ZM137 175V174H136ZM141 175V174H140ZM139 175V176H140ZM145 174H143V176H144ZM150 175V174H149ZM148 175V176H149ZM227 175V174H226ZM235 175V174H234ZM234 175H232V177L234 176ZM239 175V174H238ZM237 175V176H238ZM257 175V174H256ZM83 176V175H82ZM95 176V175H94ZM127 176V175H126ZM152 176V175H151ZM158 176V175H157ZM174 176H176V175H174ZM223 176V175H222ZM108 177V176H107ZM111 177V176H110ZM133 177V176H132ZM136 177V176H135ZM135 177H133V179L135 178ZM142 177V176H141ZM146 177V176H145ZM154 177V179H155V175L153 176ZM159 177V176H158ZM170 177V176H169ZM208 177V176H207ZM239 177V176H238ZM237 177V178H238ZM241 177V176H240ZM245 177V176H244ZM83 178V177H82ZM106 178V177H105ZM109 178V177H108ZM108 178H106V179H108ZM112 178V177H111ZM115 178V177H114ZM137 178H139L138 176H137ZM149 178V177H148ZM175 178V177H174ZM204 178H206V177H204ZM257 178H261V177H257ZM84 179V178H83ZM122 179H123V177H122ZM125 179V178H124ZM127 179H128V177H127ZM130 179V178H129ZM128 179V180H129ZM139 179H141V178H139ZM149 179H151V178H149ZM157 179V178H156ZM170 179V178H169ZM178 179V178H177ZM250 179V178H249ZM262 179V178H261ZM79 180V179H78ZM105 180V179H104ZM116 180V179H115ZM119 180V179H118ZM127 180V181H128ZM137 179L135 178V181H136ZM237 180V179H236ZM251 180V179H250ZM113 181V180H112ZM121 181V180H120ZM141 181V180H140ZM157 181V180H156ZM247 181V180H246ZM245 181V182H246ZM89 182V181H88ZM107 182V181H106ZM129 182V181H128ZM133 182V181H132ZM149 182H150V180H149ZM152 182V181H151ZM238 182V181H237ZM255 182H258V180L257 181H255ZM264 182V181H263ZM56 183V182H55ZM84 183V182H83ZM117 183V182H116ZM140 183V182H139ZM145 183H147V182H145ZM159 183V182H158ZM168 183V182H167ZM166 183V184H167ZM172 183H173V181H172ZM109 184V183H108ZM124 184H126L125 182H124ZM152 184H153V182H152ZM151 184V185H152ZM157 184V183H156ZM256 184H258V183H256ZM260 184V183H259ZM87 185V184H86ZM90 184H88V186H89ZM123 185V184H122ZM139 185H141V184H139ZM143 185H144V183H143ZM151 185H149V187L151 186ZM173 185V184H172ZM171 185V186H172ZM174 185H177V182H176V184H174ZM194 185V184H193ZM225 185V184H224ZM227 185V184H226ZM238 185V184H237ZM245 185V184H244ZM120 186H121V184H120ZM126 186V185H125ZM148 186V185H147ZM155 186V184L153 185V187ZM229 186V185H228ZM242 186V185H241ZM259 186V185H258ZM78 187V186H77ZM76 187V188H77ZM79 187H80V185H79ZM81 187H83V186H81ZM122 188H123V186H121ZM129 187V186H128ZM127 187V188H128ZM134 187H136V186H134ZM133 187V188H134ZM169 187V189H170V186H168ZM250 187H252V186H250ZM256 187V186H255ZM264 187V186H263ZM118 188V187H117ZM120 188V187H119ZM165 189H167L166 187H164ZM174 188H176V186H174ZM205 188V187H204ZM226 188V187H225ZM224 188V189H225ZM228 188V187H227ZM234 188H236L235 186H234ZM253 188V187H252ZM46 189V188H45ZM55 189V188H54ZM74 189V188H73ZM81 189V188H80ZM130 189V188H129ZM144 189V188H143ZM151 189V188H150ZM153 189V188H152ZM169 189H168V191H169ZM201 189H203V185H200V186H195V187H192V188H190L189 189V191L191 192V194H195V193H199L200 191H201ZM237 189V188H236ZM255 189H257V188H255ZM254 189V190H255ZM117 190V189H116ZM123 190H124V188H123ZM128 190V189H127ZM135 190V189H134ZM138 189H136V191H137ZM154 190V189H153ZM171 190V189H170ZM175 190V189H174ZM205 190V189H204ZM228 190V189H227ZM231 190V189H230ZM233 190V192H237V191H234V189H232ZM84 191V190H83ZM87 191V190H86ZM114 191V190H113ZM118 191V190H117ZM122 191V190H121ZM131 191V190H130ZM133 191V190H132ZM150 191V190H149ZM188 191V190H187ZM256 191H258V190H256ZM261 191V190H260ZM123 192V191H122ZM129 192V191H128ZM164 192H165V190H164ZM175 191H173V193H174ZM227 192V191H226ZM233 192H231L232 193V195H233ZM38 193H40L39 191H38ZM127 193V192H126ZM133 193V192H132ZM159 193V192H158ZM173 193H171L170 195H167L166 197H172V196H174L175 197V200L177 201V203H178V199H180V197H178V195L177 194H173ZM181 193V192H180ZM206 193V192H205ZM228 193V192H227ZM241 193V192H240ZM243 193H245L244 191H242V195H243ZM76 194V193H75ZM94 194V193H93ZM111 194V193H110ZM119 194V193H118ZM154 194V193H153ZM162 194H164V193H162ZM167 194V193H166ZM201 194V193H200ZM254 194V193H253ZM262 194V193H261ZM38 195V194H37ZM40 195H41V193H40ZM99 195V194H98ZM106 195V194H105ZM113 196L115 195V194H112ZM111 195V196H112ZM123 195V194H122ZM134 195V194H133ZM136 195V194H135ZM141 196H142V194H140ZM184 195V194H183ZM237 195V194H236ZM241 195V196H242ZM0 196H1V194H0ZM26 196L28 197V199L29 200H31L29 203L26 201ZM42 196V195H41ZM79 196V195H78ZM108 196V195H107ZM110 196V195H109ZM112 196V197H113ZM125 196V195H124ZM141 196H140V198H141ZM145 196H147V195H145ZM153 196V195H152ZM151 196V197H152ZM156 196H158V195H156ZM156 196L154 197L155 199H156ZM244 196V195H243ZM34 197V198H33ZM44 197V196H43ZM48 198L50 197V196H47ZM46 197V198H47ZM90 197H91V194H90ZM89 197V198H90ZM101 197V196H100ZM106 197V196H105ZM115 197V196H114ZM127 197V196H126ZM125 197V198H126ZM137 197H139V196H137ZM160 197V196H159ZM234 197V196H233ZM37 198V197H36ZM38 198H39V195H38ZM37 198V200H40V198H42V197H40L39 199ZM71 198V197H70ZM80 198H81V196H80ZM104 198V197H103ZM121 198V197H120ZM122 198H124V197H122ZM129 198H132V197H128L127 199H129ZM136 198V196H134V199ZM153 198V197H152ZM151 198V199H152ZM158 198V197H157ZM181 198H183V197H181ZM238 198H240V196L238 197ZM262 198V197H261ZM43 199V198H42ZM50 199V198H49ZM53 199H54V197H53ZM55 199H57L56 197H55ZM73 199H75V198H72V200ZM78 199V198H77ZM102 199V198H101ZM117 199V198H116ZM148 199H149V197H148ZM222 199V198H221ZM225 199V198H224ZM223 199V200H224ZM233 199V198H232ZM252 199V198H251ZM47 200V199H46ZM65 200V199H64ZM96 200V199H95ZM100 200V199H99ZM110 200V199H109ZM161 200H162V198H161ZM185 200H188V199H185ZM248 200V199H247ZM33 201H35V203H33V204H36V199L35 200H33ZM86 201V200H85ZM84 201V202H85ZM102 201V200H101ZM148 202H147V205L149 206V209H152L150 212H152L155 208H156V205H157V203L156 202H158V200L156 201V202H154L153 200H147ZM244 201H246V198H245V200ZM39 202V201H38ZM37 202V203H38ZM42 202V201H41ZM72 202V201H71ZM74 202V201H73ZM96 202V201H95ZM162 202V201H161ZM185 202V201H184ZM238 202V201H237ZM255 202V201H254ZM81 203H83L82 201H81ZM80 203V204H81ZM156 203V204H155ZM189 203V202H188ZM229 203V202H228ZM227 203V204H228ZM234 203V202H233ZM242 203V202H241ZM1 204V203H0ZM76 204V203H75ZM77 204H78V202H77ZM79 204V205H80ZM185 204H186V202H185ZM224 204V203H223ZM230 204H231V202H230ZM236 204V203H235ZM31 205V204H30ZM51 205V204H50ZM69 205V204H68ZM71 205V204H70ZM146 205V206H147ZM180 205V204H179ZM184 205V204H183ZM187 205V204H186ZM189 205V204H188ZM233 204H231V206H232ZM239 205V204H238ZM244 205V204H243ZM258 205V204H257ZM260 205V204H259ZM258 205V208L260 207ZM33 206V205H32ZM41 206V205H40ZM59 206H61V205H59ZM63 206V205H62ZM81 206V205H80ZM90 206H92V205H90ZM182 206V205H181ZM224 206V205H223ZM230 206V205H229ZM228 206V207H229ZM230 206V207H231ZM252 206H254V205H252ZM51 207V206H50ZM58 207V206H57ZM64 207H66V206H64ZM238 207V206H237ZM244 207V206H243ZM246 207V206H245ZM35 208V207H34ZM46 208H48V207H46ZM77 208H79V207H77ZM83 208V207H82ZM145 208V209H144ZM157 208H158V206H157ZM156 208V209H157ZM180 208H182L183 209V207H180ZM187 208H188V206H187ZM254 208V207H253ZM255 208H256V206H255ZM36 209H37V206H36ZM39 209V208H38ZM86 208H84V210H85ZM155 209V210H156ZM182 209H181V211H182ZM223 209V208H222ZM261 209H263V208H261ZM87 210V209H86ZM148 210V209H147ZM162 210V209H161ZM178 210V209H177ZM213 210H212V214L214 215V213H213ZM37 211V210H36ZM53 211H54V209H53ZM250 211V210H249ZM260 211V210H259ZM86 212V211H85ZM149 212V211H148ZM176 212V211H175ZM175 212H173V211H171L169 208H167L166 206H164L163 205V212L161 213V215H160V217L161 218H167V217H170L172 214H174ZM243 212V211H242ZM251 212V211H250ZM253 212V211H252ZM264 212V211H263ZM262 212V213H263ZM136 213V214H137ZM145 213H146V211H145ZM144 213V214H145ZM157 214H159V213H157ZM208 214H211V213H208ZM211 214V215H212ZM225 214V213H224ZM252 214V213H251ZM261 214V213H260ZM259 214V215H260ZM133 216L132 217H134V214H132ZM153 215V214H152ZM222 215V214H221ZM263 215V214H262ZM86 216V217H85ZM215 216V215H214ZM220 216V215H219ZM3 217V218H2ZM129 217V216H128ZM158 217V216H157ZM156 217V218H157ZM202 217V216H201ZM205 217V216H204ZM211 217H213V216H211ZM245 217V216H244ZM257 217V216H256ZM146 218V217H145ZM206 218V217H205ZM205 218H203V219H205ZM215 218V217H214ZM219 219L221 218V217H218ZM125 219V218H124ZM128 219V218H127ZM139 219V218H138ZM141 219V218H140ZM158 219V218H157ZM156 219V220H157ZM202 219V218H201ZM211 219V218H210ZM218 219V220H219ZM223 219H225V218H223ZM247 219V218H246ZM123 220V219H122ZM133 220V219H132ZM197 220H199V219H197ZM124 221H126V220H124ZM129 221V220H128ZM140 221V220H139ZM141 221H142V219H141ZM146 221H147V219H146ZM154 221H155V219H154ZM257 221V220H256ZM80 222H79V225L80 226H82L81 224H80ZM131 222V221H130ZM132 222H135V221H132ZM138 221H136L135 222V225H136V223H137ZM166 222V221H165ZM225 222H226V220H225ZM224 222V223H225ZM155 223V222H154ZM164 223V222H163ZM123 224V223H122ZM138 224V223H137ZM182 224V223H181ZM217 224V223H216ZM222 224V223H221ZM134 225V226H135ZM140 225V224H139ZM138 225V226H139ZM149 225V224H148ZM151 225H153L152 223H151ZM220 225V224H219ZM219 225L217 224V226L219 227ZM225 225V224H224ZM261 225V224H260ZM60 226H61V228L62 229H64V230H60ZM133 226V227H134ZM156 226V225H155ZM167 227V224L166 225H163V226H158L157 227V229H158V231H163L164 230V227ZM170 226V225H169ZM173 226V225H172ZM186 227H187V225H185ZM237 226V225H236ZM264 226V225H263ZM117 227V226H116ZM140 227V226H139ZM150 227V226H149ZM148 227V228H149ZM222 227V226H221ZM131 228V227H130ZM152 228V227H151ZM228 229H229V227H227ZM259 228V227H258ZM120 228H118V230H119ZM128 229V228H127ZM135 229H138V228H135ZM166 229V228H165ZM168 229V228H167ZM121 230V229H120ZM139 230H141V229H139ZM149 230V229H148ZM172 230V229H171ZM257 230V229H256ZM78 231H79V229H78ZM82 231V230H81ZM123 231V233L122 234H126V231H125V233H124V229L122 230ZM131 231V230H130ZM141 231H143V230H141ZM146 231V230H145ZM228 231V230H227ZM4 232V233H5ZM29 232H31V234H32V238H30L29 237ZM67 232V233H68ZM80 232V231H79ZM85 232V233H86ZM133 232V231H132ZM151 232V231H150ZM156 232V231H155ZM71 232H69V234H70ZM76 233H77V231H76ZM81 233V232H80ZM85 233L83 234V235H85ZM130 233V232H129ZM113 234V233H112ZM119 234V233H118ZM145 234H147V233H145ZM79 235V234H78ZM116 235V234H115ZM220 235V234H219ZM120 236V235H119ZM119 236H118V238H119ZM152 236V235H151ZM222 235H220V237H221ZM71 237H73V236H71ZM77 237V236H76ZM79 237H80V235H79ZM144 237V236H143ZM147 237V236H146ZM219 237V238H220ZM88 238V237H87ZM105 238H107V237H105ZM104 238V239H105ZM115 238V237H114ZM123 238V237H122ZM151 237H149L148 238V240L150 239ZM159 238H160V236H159ZM162 238V237H161ZM167 238H169V236L167 237ZM232 238V237H231ZM238 238V237H237ZM111 239V238H110ZM124 239H126V238H124ZM172 239H173V237H172ZM176 239H178V238H176ZM175 239V240H176ZM81 240V239H80ZM88 240V239H87ZM86 240V241H87ZM115 240V239H114ZM145 239H143V241H144ZM160 240V239H159ZM159 240L157 239V238H155V239H150L149 241H147L146 240V242H144V243H142L141 244V247L143 248L142 250H144L145 252H148V253H155L156 254V252H154L155 251V248L157 247L158 248V244H159ZM170 240V239H169ZM179 240V239H178ZM219 240V239H218ZM76 241V240H75ZM78 241V240H77ZM89 241V240H88ZM100 241V240H99ZM110 241V240H109ZM139 241V240H138ZM142 241V240H141ZM162 241H164V238H163V240ZM171 241V240H170ZM181 241V240H180ZM194 241V240H193ZM204 241V240H203ZM230 241V240H229ZM243 241V240H242ZM252 241V240H251ZM79 242V241H78ZM82 242V241H81ZM115 242V241H114ZM113 242V243H114ZM128 242V241H127ZM161 242V241H160ZM167 242V241H166ZM241 242V241H240ZM57 243H59L60 244V246L61 247H63L64 248V250H60V251H58L59 250V248L56 246L57 245ZM83 243V242H82ZM90 243V242H89ZM97 243V242H96ZM95 242H91L88 246H87V248H88V250L89 249H92L93 248V251H96L95 249H94V247H95V245H98L99 243H97L96 244ZM111 243V242H110ZM118 243V242H117ZM123 243V242H122ZM121 243V244H122ZM169 243V242H168ZM179 243V242H178ZM219 243H220V241H219ZM226 243V242H225ZM224 243V244H225ZM80 244V243H79ZM85 244V243H84ZM83 244V245H84ZM105 244H107V243H105ZM112 244V243H111ZM125 244H126V242H125ZM138 244V243H137ZM140 244V243H139ZM161 244V243H160ZM165 244V243H164ZM170 244H171V247H172V244H174V243H171L170 242ZM169 244V245H170ZM179 244H182V243H179ZM223 244V245H224ZM35 245H39V247H36L37 249L36 250H34L35 248L33 247V246H35ZM102 245H104V243L102 244ZM116 245V244H115ZM175 245H177V244H175ZM183 245H185L184 243L182 244V246ZM190 245V244H189ZM222 245V244H221ZM80 246V245H79ZM116 246H118V245H116ZM181 246V245H180ZM218 246V245H217ZM225 246V245H224ZM258 246V245H257ZM98 247V246H97ZM168 247H170V246H168ZM176 247H178V246H176ZM207 247V246H206ZM218 247H220V246H218ZM238 247V246H237ZM34 248V249H33ZM63 248H61V249H63ZM84 248V247H83ZM83 248H82V251H83ZM99 248V247H98ZM98 248H96V249H98ZM101 248V247H100ZM136 248L137 247H135V248H127L125 251H124V255H125V257H128L129 255H130V253L131 252H133V251H136ZM162 248H164V247H162ZM230 248V247H229ZM260 248H261V246H260ZM38 249H40V251L38 250ZM78 249V248H77ZM81 248H79V250H80ZM161 249V248H160ZM176 249V248H175ZM182 249V248H181ZM252 249V248H251ZM79 250H78V252H79ZM99 250V249H98ZM110 250V249H109ZM113 250V249H112ZM119 250H120V247H119ZM121 250H124L123 248H121ZM162 250V249H161ZM164 250V249H163ZM167 250H169V249H167ZM174 250V249H173ZM173 250H172V252H173ZM253 250V249H252ZM255 250V249H254ZM108 251V250H107ZM111 251V250H110ZM110 251H108V252H110ZM138 251V250H137ZM144 251H140L141 253L143 252V254H144ZM171 251V250H170ZM257 251V250H256ZM264 251V250H263ZM91 251H89L88 253H90ZM98 252V251H97ZM139 252V251H138ZM139 252V254H141ZM166 252V251H165ZM169 252V251H168ZM168 252H166L167 254H168ZM175 252V251H174ZM198 252V251H197ZM96 253V252H95ZM101 252H99V254H100ZM111 253V252H110ZM109 253V254H110ZM135 253V252H134ZM170 253V252H169ZM177 253V252H176ZM78 254V253H77ZM80 254V253H79ZM83 254V253H82ZM81 254V255H82ZM98 254V253H97ZM103 254H106L105 252H103ZM112 254V253H111ZM115 254H117V252L115 253ZM150 254V255H151ZM161 254V253H160ZM199 254V253H198ZM84 255V257L86 258V256H85V254H83ZM117 255H119V254H117ZM122 255V254H121ZM123 255V256H124ZM150 255L148 256V258L150 257ZM170 255H171V253H170ZM172 255H174V254H172ZM191 255V254H190ZM202 255V254H201ZM73 257H74V255H72ZM80 255H78V257H79ZM91 256V255H90ZM94 256V255H93ZM101 256H102V254H101ZM151 256H154V255H151ZM183 256V255H182ZM222 256V255H221ZM237 256H239V254L237 255ZM76 257V256H75ZM77 257V258H78ZM103 257V256H102ZM156 257H158L157 256V254H156ZM76 258V259H77ZM82 258V257H81ZM93 258V257H92ZM129 258V257H128ZM139 258H142V257H139ZM150 258H152V261H153V258L154 257H150ZM167 258V257H166ZM183 258V257H182ZM202 258H204V256L202 257ZM209 258V257H208ZM71 260H72V258H70ZM75 258H73V260H74ZM75 259V260H76ZM87 259V258H86ZM91 259V258H90ZM97 259V258H96ZM108 259V258H107ZM106 258L105 259H103L104 261L105 260H107ZM123 259V258H122ZM172 259V258H171ZM207 259V258H206ZM119 260V259H118ZM132 260H133V258H132ZM137 260V259H136ZM142 260V259H141ZM148 260V262H149V259H147ZM159 260V259H158ZM166 260V259H165ZM183 260V259H182ZM205 260V259H204ZM217 260V259H216ZM221 260V259H220ZM79 261V260H78ZM83 261H84V259H83ZM82 261V262H83ZM99 261V260H98ZM152 261H150V262H152ZM186 261V260H185ZM194 261V260H193ZM201 261V260H200ZM208 261H210V260H208ZM64 262V263H63ZM76 262V264H77V261H75ZM74 262V263H75ZM130 262H131V259H130ZM133 262H134V264H137L138 263V261L135 263V259L133 260ZM139 262H140V260H139ZM157 262H159V261H157ZM157 262H155V263H157ZM168 262H171V261H169V258H168ZM177 262H178V260H177ZM181 262V261H180ZM196 262V261H195ZM207 262V261H206ZM84 263H85V261H84ZM87 263V262H86ZM85 263V264H86ZM101 263V262H100ZM105 263V262H104ZM114 263V262H113ZM153 263V262H152ZM152 263H149V264H152ZM179 263V262H178ZM178 263H176V264H178ZM239 263V262H238ZM65 264H67V262L65 263ZM72 264V263H71ZM80 264H82V263H80ZM91 264H93V263H91ZM116 264H118V262L116 263ZM122 264H124V262L122 263ZM130 264V263H129ZM138 264H140V263H138ZM142 264H144V262L142 263ZM146 264V263H145ZM157 264H160V262L159 263H157ZM166 264H168V263H166ZM187 264V263H186ZM189 264V263H188ZM195 264V263H194ZM217 264V263H216ZM228 264V263H227ZM244 264V263H243ZM247 264V263H246ZM257 264V263H256Z\"/></svg>","mask_w":264,"mask_h":264}]
</instances>
